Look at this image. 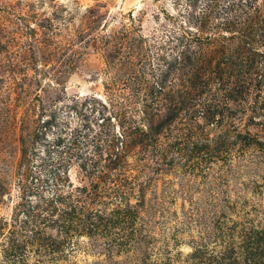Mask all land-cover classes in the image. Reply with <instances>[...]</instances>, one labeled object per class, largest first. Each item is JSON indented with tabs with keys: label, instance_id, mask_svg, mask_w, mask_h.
<instances>
[{
	"label": "rangeland",
	"instance_id": "1",
	"mask_svg": "<svg viewBox=\"0 0 264 264\" xmlns=\"http://www.w3.org/2000/svg\"><path fill=\"white\" fill-rule=\"evenodd\" d=\"M235 1L240 0H0V262L27 167L33 166L28 181L38 177L40 186L41 169L64 146L54 148L60 140L79 138L92 146L103 129L119 131L124 112L143 118L141 108L153 101L148 91L180 81L178 51L188 38L206 36V51L221 55L215 48L230 35L225 16L237 13L229 8L238 9ZM245 9L264 22V0ZM225 68L216 73L222 83L233 69L230 63ZM131 105L138 113L128 111ZM239 148L240 143L233 145L228 162L200 167L176 153L140 160L137 148H122L137 176L132 201L141 195L152 259L193 264L191 253L217 224L229 232L230 226L228 235L236 239L246 228H264V161L256 150ZM71 175L77 182L75 167ZM35 258L29 252L30 262ZM102 258L84 236L60 262L93 264Z\"/></svg>",
	"mask_w": 264,
	"mask_h": 264
},
{
	"label": "trees",
	"instance_id": "2",
	"mask_svg": "<svg viewBox=\"0 0 264 264\" xmlns=\"http://www.w3.org/2000/svg\"><path fill=\"white\" fill-rule=\"evenodd\" d=\"M254 2L235 1L238 9L229 6L237 13L225 16L230 35L215 48L221 55L206 51V36L188 38L191 42L182 53L178 51L180 81L159 84L160 91L155 87L149 90L147 98L153 101L141 108L143 118L137 120L136 115L124 112L119 131L103 129L92 146L79 138L60 140L54 148L64 146L58 149V158L53 157L45 171L41 169L40 186L38 177L28 181L29 164L0 264H65L60 260L78 248L84 236L92 240L98 255L104 256L93 264H162L152 259L141 195L137 194L136 203L132 201L137 176H132L128 153L122 148H137L140 160L176 153L189 165L200 167L232 160L231 149L240 143L241 153L252 148L264 161V22L245 9H252ZM244 13L247 20H243ZM179 37L169 36L170 40ZM192 44L196 47L191 48ZM227 57L232 60L225 61ZM229 63L233 67L230 79L222 83L216 73L226 70ZM221 88L226 89L224 94ZM134 98L131 94L130 104ZM128 111L138 113V108L131 105ZM27 153L24 147L22 158ZM74 167L77 182L71 175ZM218 227L214 226L206 235L208 239L191 253L193 264H264V228H246L236 239L228 235L230 226V232ZM3 229L0 226V234ZM214 242L222 246L213 248ZM29 252L35 253L33 262ZM122 254L125 258L117 260Z\"/></svg>",
	"mask_w": 264,
	"mask_h": 264
}]
</instances>
